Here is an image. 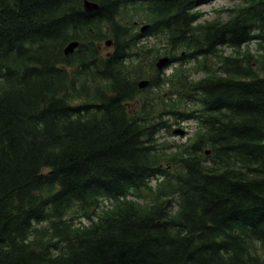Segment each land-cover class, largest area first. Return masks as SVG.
<instances>
[{
  "label": "trees",
  "instance_id": "trees-1",
  "mask_svg": "<svg viewBox=\"0 0 264 264\" xmlns=\"http://www.w3.org/2000/svg\"><path fill=\"white\" fill-rule=\"evenodd\" d=\"M88 1L0 0V264H264V0H139L202 53L179 151L136 129L127 38L100 55L134 0Z\"/></svg>",
  "mask_w": 264,
  "mask_h": 264
},
{
  "label": "rangeland",
  "instance_id": "rangeland-1",
  "mask_svg": "<svg viewBox=\"0 0 264 264\" xmlns=\"http://www.w3.org/2000/svg\"><path fill=\"white\" fill-rule=\"evenodd\" d=\"M89 3V2H88ZM90 4V3H89ZM213 4H215V5H227V4H229V0H213ZM91 5V4H90ZM212 4H202V5H200L199 7H200V10L201 11H208V9H209V7L211 6ZM105 50H106V48H105ZM185 127V129L183 128V127H181L180 126V129H181V131H183V133L181 134V133H179V132H176V135H181V137H182V139L181 140H183L184 139V134L186 133V131H190V130H192L193 128H192V124L191 123H187V125H185L184 126ZM183 135V136H182Z\"/></svg>",
  "mask_w": 264,
  "mask_h": 264
},
{
  "label": "water",
  "instance_id": "water-1",
  "mask_svg": "<svg viewBox=\"0 0 264 264\" xmlns=\"http://www.w3.org/2000/svg\"><path fill=\"white\" fill-rule=\"evenodd\" d=\"M97 5H90L87 1L84 3V8L86 9V10H91V9H93V8H95ZM74 43H70L68 46H66V48H65V53H68V52H72V50H73V48H74ZM145 84V82H141L140 83V86H143Z\"/></svg>",
  "mask_w": 264,
  "mask_h": 264
}]
</instances>
